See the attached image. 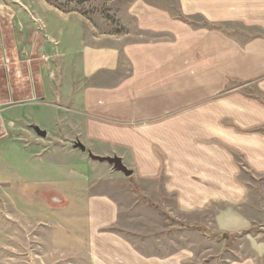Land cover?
<instances>
[{"label": "crops", "instance_id": "0c3cea01", "mask_svg": "<svg viewBox=\"0 0 264 264\" xmlns=\"http://www.w3.org/2000/svg\"><path fill=\"white\" fill-rule=\"evenodd\" d=\"M126 16L139 39H156L76 42L69 53L64 47L65 57L47 64L38 55L35 72L28 68L33 84L24 87L22 98L8 97L5 130L26 140L23 190L78 209L67 225L78 231V220H84L85 239L79 231L74 238L86 244L87 264H192L191 248H175L173 238L175 230L192 228L223 236L232 256L225 264H264V239L254 231L264 217L249 210V185L239 167L264 176V38L240 41L237 32L223 29L264 32V0H176L175 7L134 0ZM198 19L204 23L197 25ZM50 73L60 75L58 83L48 81ZM42 112L52 117L53 129L28 124ZM16 121L27 128L13 131ZM36 128L46 137L37 136ZM7 137L0 138L1 147ZM51 145L67 162L55 158L44 168V161H35ZM89 154L118 158L151 204L172 201L163 217L171 221L168 251L145 255L119 234L131 211L122 204L128 200L121 189L126 179ZM8 166L0 156V184L20 182L8 175ZM144 184L151 186L146 194Z\"/></svg>", "mask_w": 264, "mask_h": 264}, {"label": "rangeland", "instance_id": "374dc122", "mask_svg": "<svg viewBox=\"0 0 264 264\" xmlns=\"http://www.w3.org/2000/svg\"><path fill=\"white\" fill-rule=\"evenodd\" d=\"M133 1L0 0V138L7 136L10 138L2 147L0 146V156L9 164L8 175L20 180V182L9 180L8 185L0 184V264H87L86 244L81 241L85 233L84 220H78L81 227L78 229L80 232L78 236L81 238L78 241L74 238L78 232L75 231L76 228L72 229L67 225L69 223L67 221L78 212V209H71L68 204L64 206L53 204L44 197L43 192L23 190L21 175L24 169V148L27 149L26 140L24 141V137L15 139L6 132L4 119L6 120L7 114L11 112L10 105L6 103L8 97L12 95L16 97L15 99L17 95L22 98L24 87L28 83L33 84V80L29 78L28 68L31 67L35 72L33 58L38 55H42L41 60L47 64L51 58L60 60L65 57V50L67 49L69 53L76 42L78 45L88 42L93 46H108L117 41L125 43L156 39L146 34L141 39L137 37L134 22L126 16V10ZM146 1L167 7L173 5L175 7L176 4V0ZM195 23L200 25L204 22L198 19ZM223 29L228 34L232 31L237 32L236 38L240 41L251 37L264 38V32L259 28L244 29L226 25ZM59 76L57 73H50L48 81L54 85L61 78ZM33 78L34 83L39 82L37 76ZM236 87L244 88L247 94L251 93L246 90L248 87L239 84ZM232 91L234 90H227L223 95ZM51 118L46 112H42V116L32 117L31 124L28 123L27 116L23 117V120L29 125L38 122V127L51 130L54 128ZM11 123L13 131L21 132L28 126L24 122ZM55 149L52 145L46 147L43 156L37 158L35 162L44 161V168H47L49 162H53L55 158L67 162V157L60 152L56 154ZM68 164H72V161ZM97 165L109 167L105 163ZM70 166L78 167L77 164ZM239 167L242 180L249 185L248 208L256 217H264V176H252L244 169V165L240 164ZM125 179L121 189L124 196L128 195V200H124L122 204L131 208V211L126 213L125 217L129 220L123 223V229L118 230L119 234L145 255L165 253L164 251H168L166 239L171 235L166 228L171 221L163 217L166 208L169 210L173 208L172 201L168 200L169 204H151L149 197H140L143 189L137 187L132 178ZM144 185L146 194L151 190V186ZM83 193V187L78 189L76 198L82 199ZM129 195L132 199H129ZM157 216L161 218H156ZM177 228L178 225H175L174 229ZM175 231L174 247L189 246L194 255L192 264H225L226 259L232 258L226 251L222 235L217 234L216 237L206 235L198 228H192L184 234ZM254 231L262 235L260 239H264V223L256 224ZM156 238H159L160 242L155 243ZM231 247L240 250L236 244Z\"/></svg>", "mask_w": 264, "mask_h": 264}, {"label": "water", "instance_id": "95a60500", "mask_svg": "<svg viewBox=\"0 0 264 264\" xmlns=\"http://www.w3.org/2000/svg\"><path fill=\"white\" fill-rule=\"evenodd\" d=\"M35 133L37 134V136L41 137V138H45L46 137V133L43 131H40L38 128L34 129ZM75 149H79L81 151L84 152V148L76 143L75 145ZM89 159L93 162H98V163H105L108 166H110L113 171L121 173L124 175V177H130L132 175V172L128 171L121 163V161L118 158H99L96 156H93L91 154L88 155Z\"/></svg>", "mask_w": 264, "mask_h": 264}]
</instances>
